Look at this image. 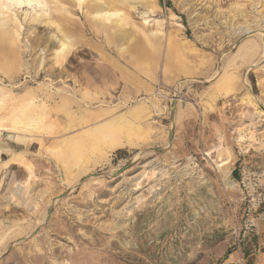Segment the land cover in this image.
Listing matches in <instances>:
<instances>
[{
	"label": "rangeland",
	"instance_id": "1",
	"mask_svg": "<svg viewBox=\"0 0 264 264\" xmlns=\"http://www.w3.org/2000/svg\"><path fill=\"white\" fill-rule=\"evenodd\" d=\"M44 2L0 0V264H264V0Z\"/></svg>",
	"mask_w": 264,
	"mask_h": 264
},
{
	"label": "crops",
	"instance_id": "2",
	"mask_svg": "<svg viewBox=\"0 0 264 264\" xmlns=\"http://www.w3.org/2000/svg\"><path fill=\"white\" fill-rule=\"evenodd\" d=\"M150 46H152L155 51V56L147 54V62L142 63V72H144L150 79H147L146 81H141L135 74L131 75H125L124 73L118 72L116 73V83L119 85L122 83V87H125L124 93H130L129 96L133 95H140L141 93H147L149 92L155 83V80L157 77L153 76V68L155 66V63L153 61L154 57H156L159 53V45L155 42L151 41ZM181 55L180 53H176L175 48L170 49L167 47V50L165 52L164 56V72L165 71H173V69H177V66L180 64V62H177V59L181 61ZM174 64L176 66H174ZM182 69L186 70V67H181ZM128 97V96H127ZM181 104V103H180ZM178 105V103H176ZM175 105L174 112L176 111L178 114L179 107ZM140 108L145 109V105H140Z\"/></svg>",
	"mask_w": 264,
	"mask_h": 264
},
{
	"label": "bare ground",
	"instance_id": "3",
	"mask_svg": "<svg viewBox=\"0 0 264 264\" xmlns=\"http://www.w3.org/2000/svg\"><path fill=\"white\" fill-rule=\"evenodd\" d=\"M76 1V0H75ZM81 0H77V2L79 3ZM23 2H27V3H36L37 5H41L40 7H41V10L44 12L46 9H44L43 7L45 6V2H44V0H16V3H18V4H21V3H23ZM44 2V3H43ZM79 5H80V3H79ZM97 17H101V18H105L106 20H109V21H112V22H114V23H119V24H122L124 21H125V18L123 17V15H121V14H119V11H117V10H112V9H110V10H101L100 12H96V14H95ZM143 21H144V19H143ZM148 22V21H147ZM252 31V30H251ZM260 32V31H259ZM262 32H260V35H261V37H262V34H261ZM7 34H9V29L8 28H3L2 29V31H1V35L3 36H6ZM263 42V41H262ZM147 44H149V42H147ZM148 48H149V54L150 55H152V56H155V53H154V51H155V49L152 47V46H148ZM259 56V55H258ZM261 57V56H260ZM254 64V63H253ZM17 72V71H16ZM217 73V72H216ZM216 75V74H215ZM218 75V74H217ZM193 78V77H192ZM196 79V78H195ZM194 79V80H195ZM190 80V79H189ZM193 80V79H192ZM191 80V81H192ZM205 80V79H204ZM176 81V80H175ZM185 82H186V79L184 78H182L181 80L179 79L178 81H177V83L176 84H174V91H175V94L174 95H172L169 99L167 98V96H160V95H162V93H163V91L161 90V88H165V87H167V89L168 88H170L168 85H166V84H164L163 82H161V80H158L157 81V83H156V87H155V90H154V92H153V94L152 95H154L155 96V98H156V96L157 97H159V98H161V99H163V101L165 102V105H166V107L168 106V102H171V104H172V102H174V97H177V95H176V93H178L179 92V89L185 84ZM244 82V81H243ZM175 83V82H174ZM64 88V87H63ZM72 92V91H71ZM70 93V92H69ZM85 93V92H84ZM71 94V93H70ZM153 96V97H154ZM174 96V97H173ZM181 97V96H180ZM131 99V98H130ZM160 99V100H161ZM255 99V98H254ZM157 100V99H156ZM178 100V101H177ZM118 102V101H117ZM136 102V101H135ZM150 102V101H149ZM152 102V101H151ZM178 102V105H176V106H180V100L179 99H176V102L175 103H177ZM141 103V101L139 102V104ZM162 103V102H161ZM104 104V103H103ZM151 104V103H150ZM155 105V104H154ZM158 107H160V106H158ZM161 108V107H160ZM173 109V108H172ZM153 111V110H152ZM104 112V111H103ZM172 113V112H171ZM34 116V115H33ZM14 118H15V116H14ZM23 125V124H22ZM248 125V124H247ZM260 139V138H259ZM75 156H76V154H74ZM13 196V195H12ZM16 197V196H15ZM20 197V196H19ZM33 197V196H32ZM40 197V196H39ZM22 198V197H21ZM25 202V201H24ZM25 204V203H24Z\"/></svg>",
	"mask_w": 264,
	"mask_h": 264
}]
</instances>
